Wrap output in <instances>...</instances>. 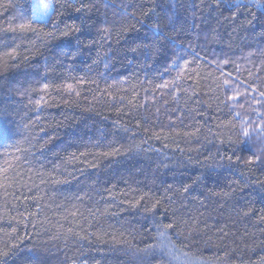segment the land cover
<instances>
[{
	"label": "trees",
	"instance_id": "trees-1",
	"mask_svg": "<svg viewBox=\"0 0 264 264\" xmlns=\"http://www.w3.org/2000/svg\"><path fill=\"white\" fill-rule=\"evenodd\" d=\"M0 264H264V0H0Z\"/></svg>",
	"mask_w": 264,
	"mask_h": 264
},
{
	"label": "snow or ice",
	"instance_id": "snow-or-ice-1",
	"mask_svg": "<svg viewBox=\"0 0 264 264\" xmlns=\"http://www.w3.org/2000/svg\"><path fill=\"white\" fill-rule=\"evenodd\" d=\"M42 7L45 9V13H46L47 10L51 7V3L50 2L42 3ZM167 227H171V225H168Z\"/></svg>",
	"mask_w": 264,
	"mask_h": 264
}]
</instances>
